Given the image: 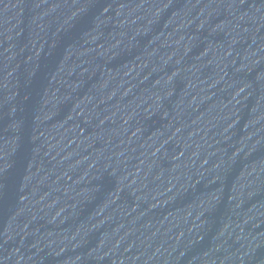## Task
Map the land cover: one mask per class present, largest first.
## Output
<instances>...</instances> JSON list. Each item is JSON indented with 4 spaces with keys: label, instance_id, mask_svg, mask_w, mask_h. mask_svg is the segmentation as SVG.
<instances>
[{
    "label": "water",
    "instance_id": "water-1",
    "mask_svg": "<svg viewBox=\"0 0 264 264\" xmlns=\"http://www.w3.org/2000/svg\"><path fill=\"white\" fill-rule=\"evenodd\" d=\"M0 264H264V0H0Z\"/></svg>",
    "mask_w": 264,
    "mask_h": 264
}]
</instances>
